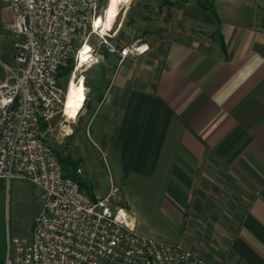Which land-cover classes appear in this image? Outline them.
I'll use <instances>...</instances> for the list:
<instances>
[{
    "label": "crops",
    "instance_id": "1",
    "mask_svg": "<svg viewBox=\"0 0 264 264\" xmlns=\"http://www.w3.org/2000/svg\"><path fill=\"white\" fill-rule=\"evenodd\" d=\"M257 2L247 12L231 3L225 16L217 10L216 51L192 38L169 40L152 83L139 77L133 53L108 51L96 71L97 101L87 107L86 97L72 122L58 114L42 123L52 146L69 141V158L93 193L110 188L88 140L112 158L119 195L131 182L142 188L147 213L136 216L138 230L211 264H264V5Z\"/></svg>",
    "mask_w": 264,
    "mask_h": 264
},
{
    "label": "built area",
    "instance_id": "2",
    "mask_svg": "<svg viewBox=\"0 0 264 264\" xmlns=\"http://www.w3.org/2000/svg\"><path fill=\"white\" fill-rule=\"evenodd\" d=\"M5 1L15 42L13 64H3L0 79V180L31 181L41 189L42 204L31 236L9 238L1 264H211L182 243L140 232L115 187L90 193L67 176L42 130L60 113L64 121L73 119L65 113L60 72L74 57L77 69L99 58L93 36L123 57L141 46L118 48L110 41L116 33H102V0Z\"/></svg>",
    "mask_w": 264,
    "mask_h": 264
},
{
    "label": "rangeland",
    "instance_id": "3",
    "mask_svg": "<svg viewBox=\"0 0 264 264\" xmlns=\"http://www.w3.org/2000/svg\"><path fill=\"white\" fill-rule=\"evenodd\" d=\"M109 1H101L102 12L107 8ZM196 1L198 0H119L115 17L111 26L107 28L106 35L115 34L119 28L114 41V45L118 48L127 45L134 48L143 45L148 48L144 54L133 53L132 61L134 69L142 70L139 77L147 78L148 83H152L156 78L154 68L161 62V60H157V53L167 46L169 40L178 37L192 38L203 47L217 50V43L211 40L213 35L210 31L211 21L215 18L209 11L201 9ZM212 1L222 16H225L223 9L227 8L230 3L236 5L237 9L240 8L242 11L244 9L245 12L250 10L251 5L258 3L257 0ZM260 1L264 5V0ZM245 2L246 5L243 4ZM11 20L12 10L5 0H0V75H5L3 62L13 64L15 37L9 30ZM90 41L97 45L99 58L90 59L84 66L77 69L74 57L62 69L61 75V84L65 93L68 91L69 98L71 84H80L81 82L85 84L86 97L89 98L86 103L87 107L88 103L92 104L97 101L99 90L96 89L95 84L101 78L96 71H99V65L103 63V56L109 51V46L103 44L101 38L93 36ZM111 66L109 63L108 67L111 68ZM76 118L71 119V122ZM74 124L71 123V125ZM88 142L92 145L93 151L98 154V158L93 157L94 165L102 172L106 187L116 186L113 179L110 180L113 176L109 171V166L113 165L112 158L102 154L90 140ZM55 144L57 146L56 148L53 146V148L62 162L71 159L69 157H71L72 150L69 141L66 140L61 144L55 142ZM73 161L80 167L79 161ZM114 174H116L115 171ZM130 185L126 189L119 187L121 195L119 203L136 209L139 213L136 216L139 218L138 220H141V212H145L144 217L147 213L146 205L143 203V200L146 201V196L143 194L142 188L135 182H131ZM41 204V189L31 181L12 179L9 183L2 184V180H0V263L7 255L9 238L13 241L17 237L31 236L34 216L40 210ZM146 224L150 226V221ZM149 228L145 227V233Z\"/></svg>",
    "mask_w": 264,
    "mask_h": 264
},
{
    "label": "bare ground",
    "instance_id": "4",
    "mask_svg": "<svg viewBox=\"0 0 264 264\" xmlns=\"http://www.w3.org/2000/svg\"><path fill=\"white\" fill-rule=\"evenodd\" d=\"M119 4V0H110L107 8L105 9L104 17L97 22L98 27L102 28V33L106 35L107 28L111 26V23L115 17V12L117 11ZM85 49L89 52V44H86ZM148 48L143 45L140 47L141 52H145ZM87 56L83 54V58ZM68 91L66 93L65 99V113L69 116V118H76L79 111L82 109L84 105V101L86 99V86L83 82L80 84H71Z\"/></svg>",
    "mask_w": 264,
    "mask_h": 264
},
{
    "label": "trees",
    "instance_id": "5",
    "mask_svg": "<svg viewBox=\"0 0 264 264\" xmlns=\"http://www.w3.org/2000/svg\"><path fill=\"white\" fill-rule=\"evenodd\" d=\"M196 4L201 9L209 11L214 16V18L216 20V25H217L215 33L222 40V35H221L220 29H219V27L221 25V19H220L218 13H217L216 5L214 4V2L212 0H198V1H196ZM262 24H263V27H264V12H263V16H262ZM222 48H223V51H225V45H224L223 41H222ZM69 61H71V59ZM64 67L65 66H63L61 68L60 77H61V75L63 73L62 69ZM62 164H63V168H64V171H65V174L67 176H71L72 178L77 180L84 188H86L90 193H92L91 187L88 184V182L77 174L76 170L78 168V166H77L78 164L75 161H73L72 159H68L66 161H63Z\"/></svg>",
    "mask_w": 264,
    "mask_h": 264
}]
</instances>
